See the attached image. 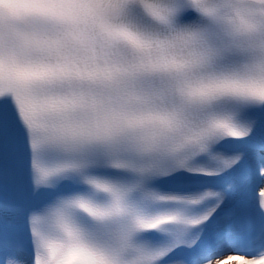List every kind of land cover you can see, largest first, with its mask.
Instances as JSON below:
<instances>
[{"label":"snow or ice","instance_id":"1","mask_svg":"<svg viewBox=\"0 0 264 264\" xmlns=\"http://www.w3.org/2000/svg\"><path fill=\"white\" fill-rule=\"evenodd\" d=\"M0 264H264V0H0Z\"/></svg>","mask_w":264,"mask_h":264}]
</instances>
